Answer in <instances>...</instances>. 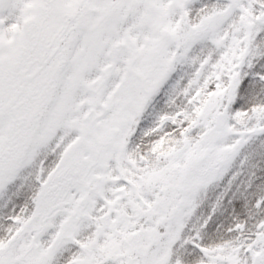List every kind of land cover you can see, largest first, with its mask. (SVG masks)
I'll return each mask as SVG.
<instances>
[{
	"label": "snow or ice",
	"instance_id": "snow-or-ice-1",
	"mask_svg": "<svg viewBox=\"0 0 264 264\" xmlns=\"http://www.w3.org/2000/svg\"><path fill=\"white\" fill-rule=\"evenodd\" d=\"M0 264H264V0H0Z\"/></svg>",
	"mask_w": 264,
	"mask_h": 264
}]
</instances>
